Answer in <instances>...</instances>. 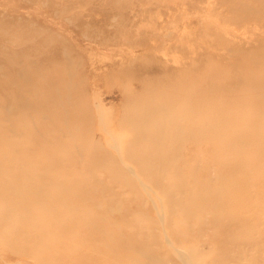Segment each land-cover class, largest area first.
I'll return each instance as SVG.
<instances>
[{
  "label": "rangeland",
  "instance_id": "rangeland-1",
  "mask_svg": "<svg viewBox=\"0 0 264 264\" xmlns=\"http://www.w3.org/2000/svg\"><path fill=\"white\" fill-rule=\"evenodd\" d=\"M10 87L0 150L28 165L3 170L44 190L25 211L0 197V264H264V158L244 162L230 132L264 114V0H0ZM73 187L108 236L64 212ZM46 202L58 214L32 218Z\"/></svg>",
  "mask_w": 264,
  "mask_h": 264
},
{
  "label": "bare ground",
  "instance_id": "bare-ground-1",
  "mask_svg": "<svg viewBox=\"0 0 264 264\" xmlns=\"http://www.w3.org/2000/svg\"><path fill=\"white\" fill-rule=\"evenodd\" d=\"M251 59L255 60V58H250L247 62H245V66H248L251 62ZM258 60V59H257ZM20 72V77L19 78H22L24 77V74L23 72L21 73ZM56 78L58 79H63L62 77L60 76H57ZM50 79H54L52 76ZM27 80V79H26ZM20 88V87H19ZM0 95H3V96H7V95H11V96H20L22 95V91L20 90H13L10 88H4L1 90L0 92ZM234 96V95H233ZM263 96H264V93H263ZM12 98V97H11ZM262 100L264 101V97L262 98ZM15 101V100H14ZM209 103V102H208ZM224 103L225 104H228V103H232L234 104V101L226 98L224 100ZM11 104V103H10ZM1 105V104H0ZM198 105V104H197ZM3 106V105H2ZM222 107V106H221ZM235 107V106H233ZM24 107L22 105H19L18 106V110L20 109H23ZM27 109H34L32 106H27L26 107ZM13 109V108H11ZM10 109V110H11ZM15 109V108H14ZM198 107H195V110H197ZM212 109V107H211ZM223 109V108H222ZM204 110V109H203ZM204 112V111H203ZM259 113V112H258ZM257 112H251V113H248V114H244L243 117H244V120L246 122L244 123H238L236 125V127H232V129L230 130V132L232 133V137H233V140L231 142V144H236V145H240L241 148L243 147V150L242 152L244 153L245 156H247V158L243 159L244 162H250V163H253V166H257L258 163H260L259 161H261V159L264 158V133L263 132H257V131H264V114H258ZM8 120V119H7ZM211 120V125L214 124V121L212 119ZM64 121V120H63ZM208 122V121H207ZM244 124V125H243ZM7 126V125H6ZM11 126V124H10ZM214 128V126H212ZM218 129V128H217ZM8 131H15L12 127L8 128ZM245 132V134L241 135L242 132ZM251 131V132H250ZM5 133L4 131H2V134ZM22 133V132H21ZM0 133V135H2ZM17 135V134H16ZM4 136H11L12 135H9L8 132L7 134H5ZM43 137V136H42ZM1 139H5V138H1ZM11 140V139H10ZM39 140V139H38ZM41 141L40 142H43L42 139H40ZM13 141H14V138H13ZM12 141V142H13ZM15 142V141H14ZM15 144V143H14ZM243 145V146H242ZM261 149V151H260ZM26 156H22L19 151L16 149V144L14 146V152L12 153H9L5 150H0V197L2 199H5V200H15V199H23V197L28 194V193H24L25 191H30L31 189L28 187V186H17L15 185L12 180H10V176L9 174H7L3 168L5 167V165H9L10 167V164L11 163H15L16 165L17 164H20V165H28L27 163V160H25ZM53 159L51 160H48V161H40V163L38 164H47L49 161H52ZM36 163V161H35ZM34 162L31 163V164H35ZM37 164V163H36ZM53 165H51L52 167ZM7 167V166H6ZM27 167V166H26ZM29 167V166H28ZM33 167V166H32ZM42 167V165H41ZM44 167V166H43ZM34 168V167H33ZM45 168V167H44ZM30 169V168H29ZM36 169V168H35ZM8 171V170H7ZM264 172V170L262 171ZM9 173V172H8ZM12 178V177H11ZM32 181V179H31ZM16 183V182H15ZM29 183V182H28ZM59 183V182H57ZM64 183V182H63ZM32 184V183H31ZM62 185V184H61ZM30 186V185H29ZM229 186V185H228ZM38 187V186H37ZM75 187V186H74ZM74 187H73V194L70 195V198L72 200V202L70 200H63L61 201V207L63 208L64 212L66 213H72V214H75V220H78L82 223V225H85V226H88V230L85 231V234H87V237H90V238H94L95 236L97 235H102L103 237L104 236H108L109 235V231L106 229V230H103L101 229L97 222L99 223L101 220H103L104 218L99 215L97 216V218L95 219L93 215H89L88 219L87 220H82V216H83V211H79L78 210V205L77 203L81 202L82 200V197H79L80 194L77 193L76 191H74ZM37 191H30L32 193V195L35 193V194H39L40 190H44L42 189L41 187H39L38 189H36ZM70 192V191H69ZM45 194V193H44ZM84 195V194H82ZM33 197V196H32ZM149 197V196H148ZM246 197V195L242 198L244 199ZM38 198H41V197H38ZM114 198V197H113ZM78 199H79V202H78ZM96 201H98V197L96 196V198L94 199ZM94 200L92 202H94ZM107 200V199H106ZM16 201V204L15 206L19 209H17V211H25L24 209H26L27 207V202L24 201V200H21L22 202H18ZM57 201H60L59 198L57 199ZM12 202V201H11ZM18 202V203H17ZM111 203V198H110V201ZM227 203H232L231 200H227ZM97 204H100V203H97ZM96 204V205H97ZM161 204V203H160ZM113 205V204H112ZM103 207V206H102ZM123 207V206H122ZM33 209V208H32ZM108 209V208H107ZM106 209V210H107ZM110 209V208H109ZM29 212H30V209H29ZM49 212H53L54 214H58L57 212V208L54 207L53 205H50L49 203H43L42 206H39L37 207V210L33 213H31V216H33L32 218H40L41 216H44V213H49ZM56 212V213H55ZM109 214V213H108ZM110 216V215H109ZM159 216V215H158ZM111 218V217H110ZM57 222L53 223L54 226H57ZM36 227V226H34ZM4 229V228H3ZM6 230V229H4ZM115 234V233H114ZM112 236V235H111ZM27 235H24L23 238H26ZM34 237L37 239V238H41V235H40V231L37 230L36 232H34ZM116 237V236H115ZM87 242V241H86ZM92 242V241H91ZM67 248L68 249H73V250H77V248L73 245V244H69L67 243L66 244ZM34 247L36 248V250L39 252V250L41 249V244L39 242H37ZM114 248V247H113ZM80 250V249H78ZM97 250H95L94 248L90 249L89 251L87 252H90V256L92 259H94L93 257H99V254L96 253ZM114 251V250H113ZM36 254H38V252L34 251ZM39 256V254L37 255ZM42 256V255H41ZM64 257H68V258H72L74 260H76L79 264H88V261L85 259L84 257V253H77V254H68L66 252H62L60 253L59 255H56L54 257H48L46 259H49L51 261V263H61V261H63L62 258ZM123 257V256H122ZM121 258V257H120ZM42 260H45V257L42 258ZM89 260V259H88ZM113 260V259H112ZM100 262H104L107 264V260L105 259H102L100 260ZM90 263L92 264V262L90 261Z\"/></svg>",
  "mask_w": 264,
  "mask_h": 264
}]
</instances>
